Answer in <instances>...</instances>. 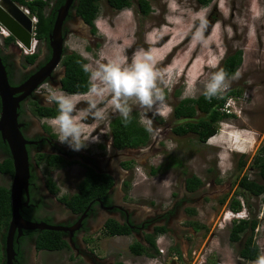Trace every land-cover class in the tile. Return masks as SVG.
<instances>
[{"label":"rangeland","instance_id":"rangeland-1","mask_svg":"<svg viewBox=\"0 0 264 264\" xmlns=\"http://www.w3.org/2000/svg\"><path fill=\"white\" fill-rule=\"evenodd\" d=\"M147 1L150 10L142 13L138 0L121 11L112 9L107 0H100L96 34L89 38L88 26L77 16L75 30L69 33L65 46L86 57L93 67L101 57L111 56L121 47L129 59L139 49H156L163 55L158 67L167 73L165 103L172 110L182 98H196L203 93L211 73L222 69L223 59L241 49L243 63L229 77L230 84L224 90L241 94L235 99L234 116L222 120L218 132L206 143H200L193 132L176 133L174 128L181 121L172 111L163 117L156 108L147 110L130 102L131 114L136 112L140 122L151 129L150 139L146 146L124 152L134 160L131 172L125 174L132 183L128 193L122 188L117 190L118 201L130 202L138 208L139 219L156 210L165 212L169 208L171 213L176 210L169 219V231L157 239L159 248L165 251L154 258L136 256L130 249L135 240L132 236H98L89 246L109 264L118 260L128 264H259L264 258V195L258 198L247 193L245 197L238 195L245 205L240 213H234L229 203L240 191L239 180L243 175L258 179L252 161L264 143V0H255V5L253 0H224L223 6L221 0H213L207 6L198 0H176L179 6L176 11L169 7V0ZM254 7L261 12L259 17L254 15ZM199 15L206 18L207 26L197 36ZM5 50L14 54L17 48ZM23 56L21 51L16 55L19 64ZM80 96L77 111L83 112L88 103L83 98L85 94ZM98 107L106 109V120L97 124L88 114L81 123L86 134L99 135L103 143L110 137V121L121 115L107 100ZM54 120L48 123L59 136ZM96 144L89 142L87 147L92 154L99 155ZM108 149L110 146L105 153H112ZM114 155L112 166L118 173L121 156L116 152ZM242 161H246L244 166ZM78 168L76 165L73 169ZM191 175L203 180L195 192L186 188V178ZM70 176L69 172L65 174V178ZM1 184L9 182L0 178ZM185 207L196 208L195 215H188ZM249 211L259 220L256 241L261 257L257 261L242 259L241 241L230 240L233 220L246 217ZM194 221L198 223L195 225ZM174 254L178 259H172ZM73 255L69 250L51 253L44 255L43 260L38 258L37 263L88 264ZM2 256L0 244V260Z\"/></svg>","mask_w":264,"mask_h":264},{"label":"flooded vegetation","instance_id":"flooded-vegetation-1","mask_svg":"<svg viewBox=\"0 0 264 264\" xmlns=\"http://www.w3.org/2000/svg\"><path fill=\"white\" fill-rule=\"evenodd\" d=\"M131 1L133 2V0ZM55 4H52L51 9H53ZM78 4L79 0H74V4L70 8V13L64 25L66 42L69 33H72L73 29L75 30V18L79 16L77 11ZM148 4L150 6V3ZM138 5L140 8V0H138ZM110 7L112 6L110 5ZM112 9L121 11L124 8L118 10L112 7ZM140 11L142 12L141 9ZM79 17L89 28L90 36L88 37H93L96 32H93V28L81 16ZM38 44H40V47L38 45L34 52L39 53V55L34 63L28 62L26 58L27 54L16 41L7 46L0 44V53L6 59V68L8 67L11 71L9 81L12 85L19 86L26 82L30 76L45 66L51 58L52 50L49 41L39 40ZM12 47H16L17 51L14 54H7L5 49ZM20 51L24 54L22 64H19L15 58ZM73 52L76 51L65 46L60 64L54 68L50 76L34 88L32 93L21 102L19 120L23 124L21 130L28 141L26 146L29 153L30 179L27 190L23 192L20 213L28 221L45 222L57 229L23 228L21 232L17 230L14 236V249L16 252L14 264H41L37 263L38 258L43 260L44 255L64 253L66 250L72 251L74 258L80 257V259L85 260L88 264H109L106 259L97 255L90 248L91 246H89V244L99 238L98 236L102 238L104 236H132L135 239L133 243L139 242L148 247L150 246V243L147 241L148 235L156 236L158 239L160 235L166 234L169 231V219L176 212L174 210L171 213L172 209L169 210V208L165 212L156 210L153 214H147L139 219L138 208L134 207L130 202L118 201L117 190L119 188H122L127 193L129 191V189L125 190V183L129 181L125 174H129L134 166V160L132 161V159L126 157L124 152L134 148L116 147L114 145L112 130H110V137L107 141H103V143L99 142L95 145L99 149L98 151H100L98 152L99 155L92 154V150L89 147H85L80 151H73L67 144L59 142L58 134L49 125L48 120H54L55 116L40 114L49 108L58 109V105L54 102L46 101L45 98L57 89L65 92L63 79L66 77L67 67L64 59ZM83 58L85 59L83 64H88L87 58ZM109 146L111 149L108 150L112 153H105ZM115 152L121 156L118 160V166L121 168V171H118V173L116 168L112 166L115 160ZM50 156H59L61 160L50 158ZM9 157L12 158L10 147L0 133V165L5 163ZM76 165L79 168L73 169ZM90 169H93L97 173L111 176L114 179V183L103 194L93 197L84 210H78L68 205L62 198L67 197L71 199L75 194L81 193V184ZM14 170V164L13 173L4 172L0 169V178L3 181L9 182V185H1H5L11 189ZM67 172L71 175L70 179L65 178ZM188 191L195 192V190ZM192 209L197 210L193 207H185L184 211L188 215H195V212H190ZM113 220L123 225H129L132 230L131 234L113 236L107 234V225ZM10 221L11 219L7 227L3 226L1 229L0 244L3 249V256L0 260L1 264H7L5 247ZM158 227H165V231L158 234ZM50 231L55 232V234L59 233L61 240L66 243L64 247L60 249L39 248V241L43 237L45 238L50 235L48 233Z\"/></svg>","mask_w":264,"mask_h":264},{"label":"trees","instance_id":"trees-1","mask_svg":"<svg viewBox=\"0 0 264 264\" xmlns=\"http://www.w3.org/2000/svg\"><path fill=\"white\" fill-rule=\"evenodd\" d=\"M26 7H28L32 14L36 15L38 22L36 24V38L40 41H49V34L52 31L58 8L64 4L65 0H14ZM108 3L115 9H125L132 5L131 0H107ZM202 5L207 6L213 0H198ZM52 2V3H51ZM56 3L53 9L51 6ZM147 0H140V9L142 13H148L150 6ZM78 15L93 28V32L97 31L95 21L100 13L99 0H79L77 5ZM15 38L11 35L4 39V46L14 42ZM39 53L27 54L28 62L34 63L38 58ZM3 60L6 64L4 56ZM85 59L81 54L73 52L67 55L64 63L67 67L66 77L64 80V89L68 93H87L91 86L89 73L84 71L83 63ZM243 63V50L238 49L234 53L227 55L222 61V69L228 73L229 77H233L239 67ZM7 66V64H6ZM8 76L11 75L8 69ZM10 79V78H9ZM241 92L231 90L223 92L221 95L211 99L206 98L204 92L198 97H184L182 98L172 110L173 116L181 121V123L174 128L178 134H186L193 132L196 134L200 143H206L213 137L219 128V123L232 115L221 111V107L225 104L229 96H238ZM167 95V90H165ZM1 111V105H0ZM44 111V110H43ZM20 112V109H19ZM49 116H57L58 109L49 108L43 113ZM110 129L112 130L114 145L116 147H130L141 148L148 144L150 139L149 129L143 125L136 112L130 114V120L125 124L121 116L114 117L110 121ZM61 160L59 156H50ZM246 161H242V166ZM59 165V163H57ZM252 166L257 171L258 179H252L247 174L243 175L239 180V192H236L232 197L229 206L234 213H240L244 210L245 205L238 195L245 197L246 193L252 197H261L264 195V143L258 149L252 161ZM0 169L4 172L13 173V161L9 157L5 163L0 165ZM156 173V170H153ZM114 183L111 176L95 172L90 169L86 178L81 184V193L75 194L71 199L67 197L62 198L68 205L78 210H84L89 201L96 195L103 194ZM132 181L125 183V190L131 189ZM54 185V183H52ZM203 184V180L197 175H191L186 178V188L190 191L198 189ZM129 187V188H128ZM225 198L222 200L225 202ZM249 206V204H248ZM191 213L196 210H190ZM12 215L11 204V190L5 185H0V236L3 226H8ZM198 223V222H196ZM195 224V223H194ZM196 225V224H195ZM258 218L249 211L246 217L235 218L230 228V240L232 242H240L241 248L239 256L245 261H257L261 257L260 247L256 241V229L258 228ZM204 226V225H202ZM198 227V226H197ZM107 234L109 235H129L132 230L129 225H123L113 220L107 225ZM165 231V227H158L157 233ZM50 235L43 237L39 241V248H57L60 249L65 246V242L61 240L59 233L48 232ZM244 239V240H243ZM147 241L150 246H144L139 242L131 244L130 249L135 255H145L150 258L157 257L160 253L157 244V238L153 235H148ZM115 264H128L124 261H117Z\"/></svg>","mask_w":264,"mask_h":264},{"label":"clouds","instance_id":"clouds-1","mask_svg":"<svg viewBox=\"0 0 264 264\" xmlns=\"http://www.w3.org/2000/svg\"><path fill=\"white\" fill-rule=\"evenodd\" d=\"M223 2L224 0H221L222 6ZM253 4L255 5V0H253ZM22 6L23 9L28 8ZM169 7L172 11H176L179 6L176 0H169ZM254 15L256 17L261 15V12L255 10V7ZM199 21L200 28L197 36L201 35L207 26V20L203 15H199ZM35 30L34 33L36 34ZM7 31L9 32L8 29ZM11 35L10 33L4 36L0 44H3L4 39ZM33 36L36 37L34 34ZM38 42L39 39H37L36 47ZM17 43L19 44V41ZM162 59L163 55L154 48L139 49L129 59L121 47L113 55L101 57L96 62L95 67L88 64L83 65L84 71L89 73L91 82L87 94L53 91L45 98L46 101L58 105V115L55 117L54 124L58 129L59 142L67 144L73 151H80L87 147L89 142L99 143V135L86 134L81 121L88 114L92 115L97 124L106 120V109L98 107L106 100L111 108L121 115L125 124L130 120L132 110L130 102L147 110L156 108L159 115L167 117L172 109L165 103L164 89L169 86V81L167 80V73L158 67ZM210 66L215 67V65ZM229 84L230 78L226 71L223 69L215 71L211 73L204 86V95L208 99L219 96L228 88ZM81 94H85L83 98L87 100L88 108L83 112H78L77 105L81 102ZM259 264H264V258Z\"/></svg>","mask_w":264,"mask_h":264},{"label":"water","instance_id":"water-1","mask_svg":"<svg viewBox=\"0 0 264 264\" xmlns=\"http://www.w3.org/2000/svg\"><path fill=\"white\" fill-rule=\"evenodd\" d=\"M74 0H65L56 14V19L49 34V43L52 50L51 58L38 72L19 86H14L9 81L8 71L0 53V133L8 143L14 164V179L11 186L12 217L6 238L7 264H14L16 255L14 249V236L17 230L25 229H57L45 222H32L24 219L20 213L21 201L24 190H27L30 179V162L27 150L28 141L21 130L19 120L21 102L32 93L41 82L51 75L64 54L66 36L64 25L70 13ZM0 22L6 27L16 42L25 46H32L35 27L30 15L23 6L14 0H0Z\"/></svg>","mask_w":264,"mask_h":264},{"label":"built area","instance_id":"built-area-1","mask_svg":"<svg viewBox=\"0 0 264 264\" xmlns=\"http://www.w3.org/2000/svg\"><path fill=\"white\" fill-rule=\"evenodd\" d=\"M24 11L31 16L32 18V21H33V26L36 27V24L38 22V18L36 15H33L30 10L28 8H24ZM10 33L7 31V29L0 23V42H2V39L4 36H7L9 35ZM34 35H36L34 33ZM20 46L24 49L25 53L26 54H32L34 53L35 49L37 48L36 47V44H37V39L36 37L33 36V42H32V46L30 47H26L25 45H23L21 42H19ZM236 98H239V96H229V98L226 100L225 104L221 107V111L224 112V113H227V114H230L232 116H234L233 114L236 112L234 110V104H235V99ZM160 249V253L164 252L165 250L163 248H159ZM172 259L175 260V259H178V255L177 254H174L172 256Z\"/></svg>","mask_w":264,"mask_h":264}]
</instances>
